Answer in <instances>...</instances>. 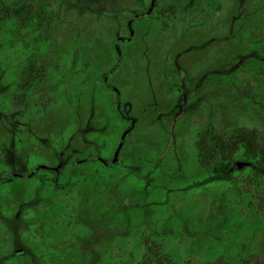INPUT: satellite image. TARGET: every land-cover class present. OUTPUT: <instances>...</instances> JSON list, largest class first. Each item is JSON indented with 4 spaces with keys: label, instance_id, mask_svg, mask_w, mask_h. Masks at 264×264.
I'll return each instance as SVG.
<instances>
[{
    "label": "rangeland",
    "instance_id": "obj_1",
    "mask_svg": "<svg viewBox=\"0 0 264 264\" xmlns=\"http://www.w3.org/2000/svg\"><path fill=\"white\" fill-rule=\"evenodd\" d=\"M86 1L94 3V6L99 8L95 14H100L102 16L101 18L99 16L95 17L91 13V5L83 9L81 1L68 0L63 10L65 15L69 14V19L62 20V22L57 21L54 26H49V28H53V34L57 37L70 38L80 32L82 40L80 45L87 46V44L91 43L93 40L97 46L99 45L105 49L110 55L111 60L112 58H116L118 52H120L119 49H121L122 52H120L121 57H119V59L116 61H106L102 63L101 67L103 69L111 67L112 72L109 74L110 80L114 82L115 88L120 96H126V100L132 103L129 110L132 111L134 109V102L139 105L140 108H138L137 111H140V119L142 118V114H144L145 107L158 105L155 100L160 96V91H163L161 87L166 85L165 79L164 81L162 80L164 78L162 72L167 68H172L171 63L179 62L180 60L193 63L188 69H191L192 72L199 70L200 73L196 74H198V78L201 80L204 79L205 74L210 76L209 72L205 73L204 65L214 63L210 71H231L230 79H232L235 84L237 83L240 84V86L247 87L249 91H262L264 89L261 83H264V75H262L261 72L252 73L245 69L238 68L235 63L231 64L232 62L241 61L242 58L238 55L242 47L250 40L252 28L256 24L264 23V0H181L184 4L182 6L181 23L176 22V24H168L167 22L157 38L152 36L149 39L145 37L146 34L142 33L144 21H139L142 27L139 28V33L136 37L129 33L128 26L134 21L133 15L141 10L142 6L147 7L151 3L153 6L156 0ZM163 1L164 0H161L162 4ZM165 2H168V0H165ZM182 32H185L184 35L187 39L192 38L195 40V38H199L200 42L197 44L200 45V47L196 49L191 56V58L197 61L186 60L187 57H180L179 60V57L170 54L175 47L172 48V40L175 37H180ZM127 36H129V39L125 40ZM141 37H144L145 42L140 40ZM84 40L87 41V43H85ZM130 43H133V45ZM204 46L206 47L205 51L202 50ZM133 48L136 51H133ZM124 49H129L130 51L126 53ZM28 53L29 51H26V54ZM92 57L98 62L99 56H97L96 52L92 54ZM8 60L13 62L15 58L10 57ZM221 61H223L224 64L229 63L230 66L228 68H221V65H219ZM0 70L2 71V68H0ZM136 77L140 80L139 100L133 96V79ZM95 79L96 88L99 89V92L105 90L112 93L111 88L101 90V88L104 87L101 82L102 80L98 77ZM81 83L82 85L77 88V91H73L75 97L76 93L78 94L76 97L78 106H76L77 109L75 113L73 112V116L71 117V106L67 103L68 101H61L56 107L48 109L47 117H49V119L62 123L63 121L70 120V118L72 120L74 118L75 120L94 123L96 115L95 113L90 114L87 105V86L84 84V81ZM219 84V76L214 77L209 84H204V88L210 89V91L206 90L208 93L205 92L204 96H198L194 100H191V107H189V110L194 112V114L189 117L190 126L186 128L185 132L181 130V128H177V133L174 135L178 137L177 142L185 152L187 151L186 143L182 140V137L188 140L190 139L191 142L195 134L194 132L199 129V127L208 123L211 124V128L218 130H228L233 128L236 124H241L247 128H255L264 142V104L255 106L254 109L253 107H248L250 108V112L246 110L248 109L247 107L241 105L240 110L233 109V112H231L232 115H227L223 121L219 107L221 96L217 93ZM141 88L143 93L141 92ZM164 91L167 92L165 100L161 105L162 108H159V110L155 108L158 111L159 120H147L148 122L153 121L156 124L143 126L146 129L142 134L141 141L143 144L140 146V157L134 160V164L128 165L132 170L137 168V166L141 167L142 164H146L145 160L152 157L154 158V155H157V152L160 150L159 147L161 142L158 141L159 138L156 136L157 128L160 127L167 130L168 121L170 119L179 118L180 120L181 118V114L179 113L181 107L179 105L181 103L176 98L170 111H168V90L165 89ZM151 96L154 98L151 99ZM18 98L19 97L16 96L15 100L17 103ZM127 101L125 102L127 103ZM216 102L218 103L216 104ZM16 109H18V107ZM20 113H22V111ZM0 120L21 121L22 119H19V116L15 119L11 110L6 109L0 114ZM106 120H111V118H107ZM118 120L122 121L121 119ZM118 120L116 119V121ZM90 127L91 126L86 127L88 131L92 129ZM117 127L119 126H116V128ZM83 130H85V126L80 128V131ZM119 131L120 130H117L114 133L110 151H112L118 141L120 135ZM163 132L167 133L168 130H163ZM82 134L79 135V133H77L74 138H71L70 144H67L69 154L74 149H78L80 152L82 150L84 151L85 147H87V145L84 144L87 142H84ZM3 135L10 137L7 133ZM7 141L8 140H6V142ZM6 145L8 144L6 143ZM127 145L128 144L122 149V152H119L120 154L117 153V158H124V160L131 158L132 161V149L130 145ZM137 148L139 149L138 146ZM6 154H3L4 160L11 161L12 156ZM166 159L167 157H165L163 164L161 163L162 165H160V168L155 170L154 173L149 170H145L143 173L144 175L148 174L147 177L149 180L153 182L157 181L162 184V187L160 186L154 189V191L145 190L142 193L140 191H135L134 187H131L134 186L135 179H133V177L127 178L124 174H121L122 177H120L121 185H112L113 189H111L110 185L107 183L101 194L96 192L91 184L85 187L76 186V191L69 190V187L73 185L71 182L65 187L62 186L58 210L59 219L54 221L52 225L54 231H61L64 234L63 237L60 236V239L56 241L59 248L67 252L69 248L65 244L68 243V234L65 233L68 223L61 219L65 215L63 212L64 210H69L71 212L75 211L78 216H76L77 218L74 221L72 220L73 222L80 221L79 219L85 220L89 225L99 227L96 231L100 234V236L97 235V237L94 238L91 236L89 237V227L86 226V228L82 229V224L77 226L74 225L77 230H82V232L81 235L79 233L76 235L77 246L80 245V247L75 249L76 252H73L76 256L72 258L71 264H73V262H77V264H90V261L88 262L87 260L89 257L87 250L91 248L103 251L104 254L102 255V259L98 260L99 264H113V262L119 264H138L141 252L139 237L145 226L143 223H147V219L155 220L157 216H166L168 211L173 208H178L188 213L194 211L202 213L209 204H219L220 200H225L226 198H229L227 204H250L256 211L261 209L262 213L258 214L260 229L254 239L252 247L255 249V254L253 256L259 260L264 259V235L263 232H261V230L264 231V178L258 183L251 184V182H247L248 180L245 179L246 171L240 169V171L233 173L234 176L237 174L239 175L238 179L235 178V180H213L208 176L200 179L199 183L193 182L190 185L188 182L177 183L180 185H178L179 187L177 189H174V182H179L183 179L189 180L190 178L191 180L197 179L201 172L192 169L188 170L184 167H177L172 170L168 168ZM185 170H187V173ZM134 176L135 178L138 177L137 173H135ZM110 193H113L110 197L111 200L108 199ZM241 197H244L248 202L246 203L245 201L240 203L238 198L241 199ZM102 201H108L109 204H137V207L132 209H127L126 206L124 207V213L127 215L125 218H127L129 225L125 227L122 234H117L116 230H110L108 212H103L102 209L96 211L92 209L93 204H101ZM223 202V204H226L225 201ZM19 208L21 211L17 213V220H8L11 222V230H5L0 236V251H9L14 247L21 246L24 248L25 253L21 255V257L12 258L4 257L0 252V264H32V261L34 264H60L58 261H60L63 254L57 256L54 260L45 253L44 257L39 260V258L31 252V248H35L34 244L39 237V232L37 230L41 224L40 219L34 218L29 208L23 205ZM100 224L104 226L101 227ZM73 232H76V229ZM72 237L74 238L73 235ZM112 237L122 239L124 244L123 250L117 248L114 241H110ZM112 256L120 258L112 259ZM61 264H64L63 261Z\"/></svg>",
    "mask_w": 264,
    "mask_h": 264
},
{
    "label": "trees",
    "instance_id": "obj_2",
    "mask_svg": "<svg viewBox=\"0 0 264 264\" xmlns=\"http://www.w3.org/2000/svg\"><path fill=\"white\" fill-rule=\"evenodd\" d=\"M78 1L82 2L83 9L91 5V13L95 17H102L100 14H95L99 8L95 7L94 3L86 0ZM66 2L68 0H0V68H2V71L0 70V114L6 108L13 112L17 111V107L22 106L24 67L27 64L37 65L44 63L43 61L48 58L69 56V53L67 54L69 46L57 45L56 42H77V66L78 68L80 66L84 67L87 46L80 45L82 42L80 32L70 38L57 37L53 34V28H49V26H54L57 21L62 22V20L69 19V14L65 15L63 10L67 4ZM164 2L165 0L162 4L161 0H156L150 8L149 14L141 13L134 16V21L130 25L133 29L132 36L136 37L139 33V28L142 27L139 21H144L142 33L146 34L145 37L148 39L152 36L157 38L167 22L168 24L181 23L182 6L184 5L182 1L168 0V2ZM146 8L142 6L141 12ZM184 34L185 32H182L180 37H175L172 40V48L175 47L170 54L179 57V60L180 57H191L194 51L200 47L197 44L200 42L199 38H195V40L192 38L187 39ZM250 35V40L242 47L238 55L242 58L241 61L232 62L231 64L235 63L240 69H245L252 73L261 72L264 75V59H262L264 58V23L256 24L252 28ZM140 40L145 42L144 37H141ZM92 43L94 52L99 56L94 68V75L97 76L105 70L101 67L102 63L105 62L102 61V58H110V55L104 48L97 46L93 40ZM134 48L133 51H136ZM202 50L205 51L206 47L204 46ZM26 51H29V53L26 54ZM119 51L122 52L121 49ZM124 51L127 50L124 49ZM10 57H14L15 60L13 62L9 61L8 58ZM24 57L40 58L43 61L31 60L26 62ZM45 63L48 62L45 61ZM192 65L193 63H187L183 60L173 62L171 63L172 68H167L162 72L164 74L162 80L164 81L165 79L168 84V72L173 74L175 81L180 80L181 76L179 74L182 72L199 74V70L192 72L191 69H188ZM213 65L214 63L204 65L205 73H210V76L206 74L204 84H209L214 77L219 76L220 84L217 87V93L221 96L219 107L223 121L227 115H232L233 109L240 110L241 105L247 108L253 107L254 109L255 106L264 104V89L262 91H249L247 87L235 84L230 79L231 71H210ZM219 65H221V68L230 66L229 63L224 64L223 61ZM79 73L84 72L78 69ZM28 79L36 80L34 77ZM261 83L264 88V83ZM161 89L163 91H160V96L155 100L158 105L147 107L144 114H142L141 122L159 120L157 110L162 108L161 105L167 92L164 90H168V85L162 86ZM141 92L143 93L142 88ZM16 96L19 97L17 99L18 103L15 100ZM153 98L151 96V99ZM29 108L32 113V111L36 110V105L31 104ZM246 110L250 112V108ZM13 113L15 117L19 114L17 112ZM174 120H178V118H174ZM177 128L176 125H172L167 129V133L163 132V130L167 131L166 129L157 128L156 136L161 139L160 150L157 155H154V158L145 160L146 164L139 166L140 179L139 182H136L138 184L136 188L141 193L145 190L154 191V189L162 187V184L149 180L148 174L144 175L143 173L145 170L154 173L163 164L165 157H167L168 168L172 170L177 167H184L188 170L192 169L201 172L197 179L191 180L190 178L189 180L183 179L179 182H174V189L179 187L178 185L180 184L177 183L188 182L189 185L193 182L199 183L200 179L208 176L213 180H235V178L238 179L239 175L234 176L233 173L240 171V169L246 171L245 179L251 184L258 183L264 178V142L255 128H247L241 124H236L231 129L218 130L211 128V124L208 123L202 129L199 128L194 132V142L189 145L194 146L193 150L189 149L186 153L175 138L176 142L170 145L167 151L163 150L166 144L164 139L175 137ZM145 129L143 126L140 129L141 136ZM131 142V138L126 137L125 144L131 146ZM67 152L69 153L68 149L66 155L68 154ZM89 152L92 151H78V153ZM66 160L67 164L64 166V170L68 173V176L70 177L71 169L84 170V172H78L79 175H77L80 185L83 187L91 184L99 194L102 193L101 186L107 185V183L111 189H113L112 185H121V174H124L127 178L133 177L131 175L132 169L128 166L129 164H134V160L131 161V158L127 160L122 158L119 162L108 160V163L93 158H86L80 160V162L78 160L77 162L79 163L75 165L72 164V158H67ZM239 162L242 163L240 167L238 165ZM0 176L3 179L9 175L5 172H0ZM112 194H109V200H111ZM5 196L6 192L4 191L1 193V199H5ZM146 196L148 197L147 194ZM228 199L220 200L219 204H209L202 213L197 211L188 213L181 209L173 208L168 211L166 216H157L155 220L147 219V223H143L145 226L139 237L141 252L138 264H264V259L259 260L253 256L255 249L252 247L260 229L258 214L262 213L261 209L256 211L250 204H227ZM238 199L240 203L246 201L244 197ZM230 200L234 201L233 199ZM223 201L226 204H223ZM125 206L127 209H132L137 207V204H93L92 209L94 211L98 209L107 210L110 218V230H116L117 234H122L125 227L129 225L127 218H125L127 216L124 213ZM30 210L34 218L40 217L38 205L30 208ZM50 210L52 211L53 209L50 208ZM17 211V204H0V215L14 217ZM68 217L67 213L65 219ZM74 225L75 223L71 219L68 230L75 234V238H71L68 243H70L69 248L78 249L80 245L77 246L76 235L77 233L81 235L82 230L79 231L76 228V232H73ZM5 226L3 222H0L1 229H4ZM83 228H86V226L84 225ZM261 232L264 235V231L261 230ZM110 241H114V244L120 250L124 249L122 239L112 237ZM40 242L42 241L40 240ZM40 242L36 241L35 244L38 243L37 245H40ZM116 258L120 257L112 256V259ZM73 264H77V262H73ZM113 264L119 263L113 262Z\"/></svg>",
    "mask_w": 264,
    "mask_h": 264
},
{
    "label": "flooded vegetation",
    "instance_id": "obj_3",
    "mask_svg": "<svg viewBox=\"0 0 264 264\" xmlns=\"http://www.w3.org/2000/svg\"><path fill=\"white\" fill-rule=\"evenodd\" d=\"M151 7L152 3L142 12L141 10L137 11L133 16L140 15L141 13L149 14ZM128 29L129 33L132 34L133 30L131 26H128ZM126 39L128 40L129 36L125 37V40ZM56 44L69 46V50L67 51L69 56L64 58H48L44 61L40 58L32 59L27 57L24 59L26 62L31 60L39 62L41 60L44 63L37 65L27 64L24 67L22 106L18 107L17 111H13L19 113L17 117L19 116V119L22 120H0V172H5L9 175L7 178L3 179L0 176V204H17L18 206L16 216L7 217L0 215V222L6 225L4 229L0 228V236L5 230H11V222L8 220H17V213L21 211L19 208L21 205L29 209L38 205L40 208V217L37 219H40L41 224L37 230L39 232V237L36 241L40 242L41 240L42 242H40V245H37L38 243L34 244L35 248H31V252L39 258V260L44 257L45 253L54 260L57 256L63 254L58 263L61 264L63 261L64 264H71L72 258L76 256L73 252H76V250L68 248L67 252L59 248L56 241L60 239V236L63 237L64 234L61 231H54L52 225L54 221L59 219L58 210L62 186L65 187L67 184H70L69 182L73 183V185L69 187L70 191H76V186L82 187L77 179V175H79L78 172H84V170L77 171V169H71L69 177L68 173L64 170V166L67 164L66 159L72 158V164L74 165L86 158H93L106 163H108V160L111 162H119L121 159L117 158V153L120 154L119 152L126 147L125 139L126 137H130L132 141V145L130 146L132 152H130L132 153L133 160H136L140 157V146L143 144L141 141L142 136L140 129L142 126L156 123L153 121L141 122L139 115L140 111H137L140 107L138 104H135V102L133 104L136 108L134 106L132 111L129 110L132 103L126 100V96H120L115 88L114 82L109 78V74L112 72L111 67H107V69L97 76L94 75L96 61L92 57L94 53L92 42L87 44L85 65L79 68L76 58V45L78 43L56 42ZM130 44L133 45V43ZM127 51L129 52L130 50L128 49ZM120 54L121 53L118 52V56H116L115 59L112 58V60L116 61L119 59V57H121ZM188 59L189 61H197L191 57L186 58V60ZM112 60L111 58H102V61L105 62ZM45 61L48 63H45ZM78 69L84 73L78 74ZM179 75L181 76L180 80L175 81L173 74L168 72V84L166 83V85H168V111H170L176 98L181 103L179 105L181 106L179 111L181 114L180 120L179 118L178 120H174V118L170 119L168 121V128L172 125H176L185 132L186 128L190 126L189 117L194 114V112L189 110V107H191V100H194L198 96H204L205 92L210 91V89L204 88L206 74L202 80L198 78V74H187L186 72H182ZM31 76L36 80H29L28 78H32ZM97 77L102 80L101 82L104 86L101 90L111 88L112 93L105 90L99 92L95 82V78ZM80 81H84V84L87 86V105L90 114L95 113L96 115L94 123L75 120L74 118L73 120L70 118V120L63 121L62 123L49 119V117H47L48 109L56 107L61 101H68L67 103L71 106V117L73 116V112H76V106H78L76 100L78 94L76 93L75 97L73 91L76 92L77 88L82 85ZM133 81V96L139 100L140 80L136 77ZM125 101H127V103ZM31 104L36 105V110L34 112L31 110L32 113L29 108ZM146 108L147 107H145V110ZM21 111L22 113H20ZM13 115L15 114L13 113ZM17 117H15V119ZM107 118H111V120H106ZM116 119H121L122 121H116ZM84 126L85 130L80 131V128ZM88 126L92 128L89 131L86 128ZM116 126L119 127L116 128ZM199 128L202 129L203 126ZM117 130H120V135L115 147L110 151L111 142ZM6 133L10 137L3 135ZM77 133H79V135L83 133L82 138L84 142H87L84 143L87 145L85 151L88 150L92 152L78 153V149H74L70 154L67 152L68 154L66 155L67 144H70L71 138H74ZM174 138L177 141V136L164 139L166 144L163 150L167 151L168 147H170L173 142H176ZM6 140L8 141L6 142ZM160 140L161 139H158V141ZM182 140L186 143L187 151H189L190 148L193 150L194 146L189 145L194 142V138H192L191 142L190 139L188 140L185 137H182ZM6 143L8 145H6ZM127 146H129V144ZM6 153L12 156L11 161L4 160L3 154ZM78 160L79 162H77ZM138 171L139 166L131 170V175H133V177H135V173H137L138 176L135 178L133 186L137 192L139 189L136 188V186H138L136 182H139L140 179ZM185 172L187 173V170H185ZM101 188V192L103 193L105 185L101 186ZM4 191L6 192V196L5 199L2 200L1 193ZM101 204L107 205L109 203L108 201H102ZM50 208L53 210L51 211ZM102 211L107 213V210ZM63 212L65 215L60 218L62 221L68 223L65 232L68 234V242L73 238L72 235L75 238V234H72L68 228L70 227L71 219L74 221L78 214L75 211L71 212L69 210H64ZM67 213L69 219H65ZM79 220L80 221L73 223H75L76 226L82 224L81 227L84 225L89 227V237L91 236L94 238L97 237V235L100 236L98 231H96L99 227L91 226L85 220ZM100 226L102 227L104 225L100 224ZM75 229L76 227H74V230ZM65 244L70 247V243ZM87 251L89 253L87 260L88 262L90 261V264H97L99 262L98 260L102 259V255L104 254L102 250L96 248H91ZM0 252L4 257L15 258L21 257V255L25 253V250L23 247L18 246L9 251L1 250ZM32 264H34L33 261Z\"/></svg>",
    "mask_w": 264,
    "mask_h": 264
},
{
    "label": "water",
    "instance_id": "obj_4",
    "mask_svg": "<svg viewBox=\"0 0 264 264\" xmlns=\"http://www.w3.org/2000/svg\"><path fill=\"white\" fill-rule=\"evenodd\" d=\"M241 164H242V163H241V162H239V164H238V165L240 166Z\"/></svg>",
    "mask_w": 264,
    "mask_h": 264
}]
</instances>
